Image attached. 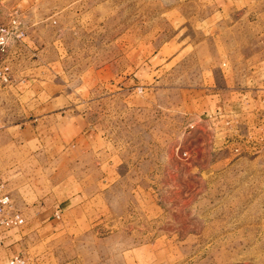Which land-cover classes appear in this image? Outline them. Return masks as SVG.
<instances>
[{
  "label": "rangeland",
  "instance_id": "rangeland-1",
  "mask_svg": "<svg viewBox=\"0 0 264 264\" xmlns=\"http://www.w3.org/2000/svg\"><path fill=\"white\" fill-rule=\"evenodd\" d=\"M0 10L23 32L0 61V173L24 217L0 264H264V0ZM37 90L57 128L12 143Z\"/></svg>",
  "mask_w": 264,
  "mask_h": 264
},
{
  "label": "built area",
  "instance_id": "built-area-1",
  "mask_svg": "<svg viewBox=\"0 0 264 264\" xmlns=\"http://www.w3.org/2000/svg\"><path fill=\"white\" fill-rule=\"evenodd\" d=\"M12 35L19 38L23 36V32L18 30V22L15 18L11 19V26L5 25L2 22V12L0 10V61L6 55ZM1 62H3V60ZM0 82H10L9 67L6 64H0ZM6 182V178L0 173V244L2 234L5 231L24 223V217L13 207L11 196L6 190ZM54 217L56 219L60 218L59 210L54 212ZM8 264H26V262L21 255L17 253L9 257Z\"/></svg>",
  "mask_w": 264,
  "mask_h": 264
},
{
  "label": "crops",
  "instance_id": "crops-1",
  "mask_svg": "<svg viewBox=\"0 0 264 264\" xmlns=\"http://www.w3.org/2000/svg\"><path fill=\"white\" fill-rule=\"evenodd\" d=\"M212 1V0H211ZM215 1H220V0H215ZM226 1V0H225ZM228 1H232V0H228ZM233 1H235V0H233ZM19 96H23V95H25V94H27V93H29V91H31V89H30V87H28V88H26V89H19ZM32 95L34 96L33 97V99H32V102H33V104H34V106H33V110H34V113L33 114H31V118L29 119V123H26V124H18V125H14V126H12L11 128H9V130H8V135H9V137H10V140H11V142L12 143H15V142H23L24 144H25V142H28V140H27V138H29V137H31L32 135H33V137H32V139L34 140V141H38V139H39V137H41V134H42V127H43V122H48L49 120V118L50 117H45V118H43L42 117V115H41V110H42V103H41V99H39L40 98V91H35L34 93H32ZM38 99V100H37ZM36 101H37V106H36ZM190 103H191V106L190 107H193L194 106V101L193 100H191L190 101ZM27 105H29V103H26ZM25 103L24 104H21L22 106H23V108L25 107V105H26ZM219 105V104H218ZM203 107H207V105H205V106H203ZM218 108H220V106L218 107V106H216L215 105V107L213 108V109H218ZM190 110L191 108H187V110ZM212 108L210 109V110H206L205 108L203 109V110H201L202 112L201 113H208V112H213L212 110H213ZM188 110V111H189ZM36 111H40V112H38V113H36ZM191 112H194L195 111V109H192V110H190ZM215 111V110H214ZM51 119H52V117H51ZM60 122L61 121H63V120H59ZM45 122V123H46ZM58 123V122H57ZM57 123H54V124H51L49 127H48V125L49 124H47L46 123V125H45V128H48L50 131H53L54 129L53 128H57L56 127V124ZM55 131V130H54ZM53 131V132H54ZM82 132V131H81ZM88 131L86 130V132H83L80 136H79V139H83V135H85V133H87ZM27 133H29V136H27L26 134ZM78 134H80V133H78ZM76 136V135H75ZM24 137V138H23ZM31 139V138H30ZM88 139V138H87ZM105 170V169H104ZM103 170V174L105 173V171ZM6 190L8 191V189H7V187H6ZM10 196H11V200H12V203H13V207H14V202H13V197H12V195L10 194ZM19 212V211H18ZM52 216H54V213L52 214ZM55 218V217H54ZM8 233V230L7 231H5L3 234H2V237H1V244L2 245H5V244H7L8 242H10L9 241V238H7L8 236L6 235ZM7 239V240H6ZM13 254H17V253H14V252H11V255H13ZM10 255V256H11Z\"/></svg>",
  "mask_w": 264,
  "mask_h": 264
}]
</instances>
